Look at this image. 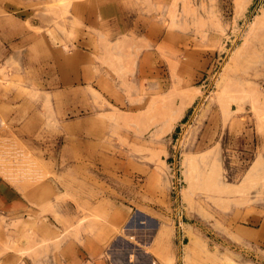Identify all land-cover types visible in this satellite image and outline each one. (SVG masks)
<instances>
[{
	"label": "rangeland",
	"instance_id": "obj_1",
	"mask_svg": "<svg viewBox=\"0 0 264 264\" xmlns=\"http://www.w3.org/2000/svg\"><path fill=\"white\" fill-rule=\"evenodd\" d=\"M78 1L23 0L12 14L29 30L34 21L43 27L52 18L47 25L57 30L70 19L65 40L72 43L84 30ZM125 2L146 10L155 4L162 34L129 36L120 54L92 42L105 51L118 102L87 91L78 114L54 102L51 122L43 118L18 157L0 160L11 178H52L65 191L55 190L47 205L38 201L33 215L0 212V264H63L69 242L106 264H264L231 235L248 213L264 209V0ZM14 69L6 62L0 70L3 91H15ZM157 75L164 88L154 87ZM75 116L95 120L89 129H67ZM68 136L82 150L62 158ZM19 161L28 169H15Z\"/></svg>",
	"mask_w": 264,
	"mask_h": 264
},
{
	"label": "crops",
	"instance_id": "obj_2",
	"mask_svg": "<svg viewBox=\"0 0 264 264\" xmlns=\"http://www.w3.org/2000/svg\"><path fill=\"white\" fill-rule=\"evenodd\" d=\"M21 1L23 0H0V70L6 62L14 64L15 67L13 81L15 91H3L0 86V160L11 155L19 156L20 151L17 149L24 144L23 141L31 142L42 126L43 118L48 119L49 111L53 112L51 104L53 105L54 102L59 111H71L74 114L86 109V98L90 94L87 91L96 97L105 96L108 101L118 102L116 77L103 62V59H106L105 51L99 52L96 48L93 49L92 42L104 40L110 43L111 48L114 46L120 54V51L122 52L120 43L125 38L145 35L153 40H159L162 32L159 23L161 13L156 10L155 4L150 5L146 10L130 7L125 0H84L74 4V12L82 20L80 25L84 26L86 32L79 31L76 41L70 43V39L65 40L69 32L66 21L70 19L58 23L61 27L57 30L61 34L47 25L52 18L44 20L47 24L43 27L36 21L29 23L30 29L43 28L45 31L43 34L33 32L25 26L28 24L26 21L12 14L15 10H20ZM156 5L159 7V4ZM89 29L94 32L93 38L88 35ZM105 44L102 43V48ZM146 56L143 54L139 59L143 68ZM164 86V78L157 75L154 79V87L160 89ZM22 92L41 99L36 102L32 101V98L23 100ZM37 102L45 111H39L41 109L37 108ZM51 117L53 118L52 115ZM94 117L81 119L75 116L71 121H65V124L70 130H74V126L79 125L87 126L89 129V125L95 120ZM48 121L51 122L50 119ZM76 134L81 136L80 131L75 130L72 134L75 141L78 140ZM68 137L69 143L63 144L60 149L62 158L64 153L70 157L71 153L82 150L79 145L73 146V142L70 145V136ZM32 150L31 145L30 152ZM44 162L47 166L50 162L54 164L49 160ZM13 166L15 169H28L22 162ZM74 166L78 165L74 164ZM6 175L0 171V212L7 215L20 216L27 212L33 215L38 213L35 208L38 201L46 202L47 205L54 199L55 190L58 189L62 195L65 193L52 178L39 183L33 174L30 177L26 176L28 180L23 179L18 173H13V176L19 177L15 179L11 178L12 174ZM68 210L70 211L69 208ZM104 213L105 211L102 214ZM106 214L107 217H111V212ZM62 216L64 222L65 215ZM78 216H81L80 211ZM245 218L244 222L247 224H238L231 230V235L236 236L240 245L253 246L255 253L264 258V209L252 211ZM108 231L106 230L105 233ZM86 242L89 243L88 239ZM64 247L67 249V255L64 249L63 264L85 262L106 264L104 258L93 260L88 256L83 257L85 253L75 243L69 242ZM92 247L97 249L101 246L94 243ZM71 248H74L72 254Z\"/></svg>",
	"mask_w": 264,
	"mask_h": 264
}]
</instances>
